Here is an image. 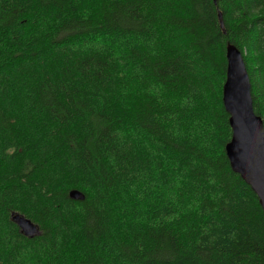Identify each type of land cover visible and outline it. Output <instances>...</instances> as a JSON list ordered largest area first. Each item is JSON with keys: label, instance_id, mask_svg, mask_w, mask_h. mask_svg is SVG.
Segmentation results:
<instances>
[{"label": "trees", "instance_id": "trees-1", "mask_svg": "<svg viewBox=\"0 0 264 264\" xmlns=\"http://www.w3.org/2000/svg\"><path fill=\"white\" fill-rule=\"evenodd\" d=\"M228 42L264 118V0H0V264H264Z\"/></svg>", "mask_w": 264, "mask_h": 264}, {"label": "water", "instance_id": "water-1", "mask_svg": "<svg viewBox=\"0 0 264 264\" xmlns=\"http://www.w3.org/2000/svg\"><path fill=\"white\" fill-rule=\"evenodd\" d=\"M218 3L219 0H214ZM221 27L225 30L222 12ZM227 75L223 86V103L229 113L232 128L231 140L226 153L231 168L251 186L259 197L264 210V118L254 109L252 83L242 51L233 43H227ZM73 200H84L79 189L69 192ZM13 221L21 233L28 237L40 234V227L27 216L12 213Z\"/></svg>", "mask_w": 264, "mask_h": 264}]
</instances>
